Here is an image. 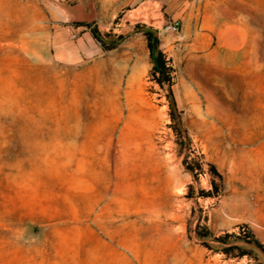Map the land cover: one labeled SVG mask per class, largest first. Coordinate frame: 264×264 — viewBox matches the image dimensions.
Segmentation results:
<instances>
[{
    "label": "rangeland",
    "instance_id": "374dc122",
    "mask_svg": "<svg viewBox=\"0 0 264 264\" xmlns=\"http://www.w3.org/2000/svg\"><path fill=\"white\" fill-rule=\"evenodd\" d=\"M4 2L0 264H264V0Z\"/></svg>",
    "mask_w": 264,
    "mask_h": 264
},
{
    "label": "water",
    "instance_id": "95a60500",
    "mask_svg": "<svg viewBox=\"0 0 264 264\" xmlns=\"http://www.w3.org/2000/svg\"><path fill=\"white\" fill-rule=\"evenodd\" d=\"M89 9H90V15L89 16L85 17L81 12L78 13V15H80L84 18V22H86L88 24L94 22V20L96 18V13H95V10L93 8V0H90ZM157 9H158V7L154 3H152L151 5L148 6L146 17L139 16L138 18H131L130 20L133 22L146 21L150 24H158V22H162L161 24H163L167 21L163 15H158L157 17H155L153 15V11L157 10ZM155 48H157V46H155ZM239 244L250 246V247L256 248L257 250L261 251L259 248L255 247L249 243H239ZM262 254L264 255L263 252H262Z\"/></svg>",
    "mask_w": 264,
    "mask_h": 264
},
{
    "label": "built area",
    "instance_id": "2783aa9c",
    "mask_svg": "<svg viewBox=\"0 0 264 264\" xmlns=\"http://www.w3.org/2000/svg\"><path fill=\"white\" fill-rule=\"evenodd\" d=\"M182 23L179 20H167L158 29L159 35H178L181 31Z\"/></svg>",
    "mask_w": 264,
    "mask_h": 264
},
{
    "label": "trees",
    "instance_id": "16d2710c",
    "mask_svg": "<svg viewBox=\"0 0 264 264\" xmlns=\"http://www.w3.org/2000/svg\"><path fill=\"white\" fill-rule=\"evenodd\" d=\"M145 34H146L147 38L149 39L150 43H153V42H156V41H157V37H156L155 33L152 32L151 30L145 31ZM94 36H95L97 39H99V35H98L97 33H95ZM162 66H163V63H162V62L159 63V64H157V66H156V72H162V69H161ZM171 95H172V94H171ZM173 103H175V102H174V99H173ZM173 107H174V106H173ZM173 116H174L175 121H177V125H178V128H179V131H180L182 134H185V131L183 130V127H182L181 121H180V119H179V118L176 116V114H175V110H174V112H173Z\"/></svg>",
    "mask_w": 264,
    "mask_h": 264
},
{
    "label": "crops",
    "instance_id": "0c3cea01",
    "mask_svg": "<svg viewBox=\"0 0 264 264\" xmlns=\"http://www.w3.org/2000/svg\"><path fill=\"white\" fill-rule=\"evenodd\" d=\"M185 3V1H184ZM182 3L181 5H170L169 9L167 10V14L171 16V20H179V15L182 12Z\"/></svg>",
    "mask_w": 264,
    "mask_h": 264
},
{
    "label": "bare ground",
    "instance_id": "6f19581e",
    "mask_svg": "<svg viewBox=\"0 0 264 264\" xmlns=\"http://www.w3.org/2000/svg\"><path fill=\"white\" fill-rule=\"evenodd\" d=\"M9 13H10V11H9L8 5L4 2V0H0V27L5 25L3 22V20H4L3 18L8 16Z\"/></svg>",
    "mask_w": 264,
    "mask_h": 264
}]
</instances>
